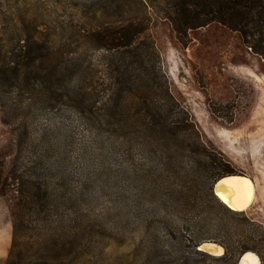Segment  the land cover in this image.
Here are the masks:
<instances>
[{"label":"rangeland","instance_id":"rangeland-1","mask_svg":"<svg viewBox=\"0 0 264 264\" xmlns=\"http://www.w3.org/2000/svg\"><path fill=\"white\" fill-rule=\"evenodd\" d=\"M172 5V0H0L2 175L12 159L10 132L25 133L19 146L24 171L46 179L55 195L51 231L43 241L30 220L34 235L20 251L22 260L59 255L61 245L63 264H175L178 251L188 249L187 232L180 231L185 220L165 208L174 206L161 190L170 184L157 170L158 156L147 145L142 150V133H105L88 120L102 114L96 78L116 55L86 40L84 32L129 20L147 22L168 91L202 142L223 155L230 175L251 180L253 201L240 212L264 229V61L217 23L181 37L167 19ZM30 67H38L43 78H29ZM12 68L20 70L19 81L12 79ZM190 179L178 183L188 196L195 192ZM213 196L215 209L231 211ZM12 203L10 194H0V264L12 243ZM39 219L33 221L40 224ZM174 229L179 230L170 234Z\"/></svg>","mask_w":264,"mask_h":264},{"label":"trees","instance_id":"trees-1","mask_svg":"<svg viewBox=\"0 0 264 264\" xmlns=\"http://www.w3.org/2000/svg\"><path fill=\"white\" fill-rule=\"evenodd\" d=\"M172 1L173 9L167 19L181 37L184 38L188 30L217 23L237 34L242 45L264 61V0ZM146 23L145 20H129L84 32L86 40L95 42L109 56L111 53L116 55L105 67H100L96 78L102 114L88 120H92V127L105 133L120 132L125 136L142 133V150L147 145L148 150L158 156L157 170L165 174L162 180L170 184L161 188L165 193L163 196L174 199V206L165 208L183 215L185 229L181 227L180 231L187 232L185 241L189 244L186 252L178 251L175 264H197L199 259L229 264L246 251L256 253L260 264H264L263 227L249 220L243 212L220 211L211 205L214 199L212 182L234 172L223 155L202 142L188 113L169 93ZM30 73L29 78H43L38 67H30ZM12 75L14 81H19L20 70L12 68ZM9 136L13 151L6 176L2 175L3 162L0 159V194H10L13 198L10 210L12 243L4 264H63L67 255L61 245H57L62 250L59 255H24L30 262L19 257L26 241L34 235V229L31 231L28 226L30 220L33 228H37L35 235L43 241L51 231L47 226L48 223L50 226L54 224L55 217L50 213L55 195L46 179L24 171L19 146L25 133L14 131ZM33 165L35 161L27 163V167ZM185 177L191 178L187 183L195 190L191 196L185 195L178 185ZM38 217L41 225L33 221ZM178 230H171L170 234ZM53 236L57 241L60 238L59 235ZM205 241L221 245L223 255L213 257L198 251L197 245ZM32 244L37 245L33 239Z\"/></svg>","mask_w":264,"mask_h":264},{"label":"bare ground","instance_id":"bare-ground-1","mask_svg":"<svg viewBox=\"0 0 264 264\" xmlns=\"http://www.w3.org/2000/svg\"><path fill=\"white\" fill-rule=\"evenodd\" d=\"M215 196L231 211L240 212L246 210L253 201L254 188L248 177L241 175H228L223 177L215 185ZM206 251L220 254L221 248L216 245H207ZM240 264H259L257 257L252 253H246Z\"/></svg>","mask_w":264,"mask_h":264},{"label":"water","instance_id":"water-1","mask_svg":"<svg viewBox=\"0 0 264 264\" xmlns=\"http://www.w3.org/2000/svg\"><path fill=\"white\" fill-rule=\"evenodd\" d=\"M224 177H225V176H224ZM222 178H223V177L217 179V180L212 184L211 191H212V193H213L214 195H215V191H214V189H215V185H216V184L218 183V181H220ZM207 245H216V246L220 247V248H221V253H220V254H213V253H210V252L206 251L205 247H206ZM196 249H197L198 251H200V252H203V253H205V254H207V255L214 256V257L222 256L223 253H224L223 248H222L219 244L214 243V242H211V241H205V242H201V243H199V244L197 245ZM246 253H252V252H244V253H242V254L237 258V260H236V264H240V262H241L243 256H244ZM252 254H254V253H252ZM254 255H255V254H254ZM255 256H256V255H255ZM256 257H257V256H256ZM257 259H258V257H257ZM258 263H259V259H258Z\"/></svg>","mask_w":264,"mask_h":264}]
</instances>
